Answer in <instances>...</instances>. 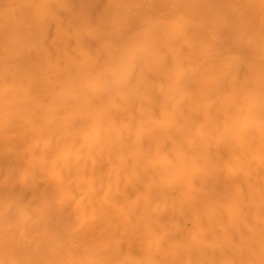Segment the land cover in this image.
<instances>
[{
	"label": "bare ground",
	"instance_id": "1",
	"mask_svg": "<svg viewBox=\"0 0 264 264\" xmlns=\"http://www.w3.org/2000/svg\"><path fill=\"white\" fill-rule=\"evenodd\" d=\"M0 264H264V0H0Z\"/></svg>",
	"mask_w": 264,
	"mask_h": 264
}]
</instances>
